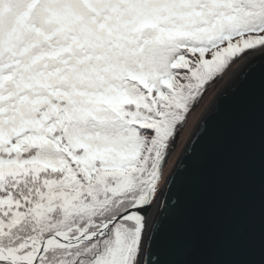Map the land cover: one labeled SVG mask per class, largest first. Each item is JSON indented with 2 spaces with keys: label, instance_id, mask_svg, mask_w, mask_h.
Listing matches in <instances>:
<instances>
[{
  "label": "snow or ice",
  "instance_id": "obj_1",
  "mask_svg": "<svg viewBox=\"0 0 264 264\" xmlns=\"http://www.w3.org/2000/svg\"><path fill=\"white\" fill-rule=\"evenodd\" d=\"M257 60L264 0H0V264H175L168 158Z\"/></svg>",
  "mask_w": 264,
  "mask_h": 264
},
{
  "label": "water",
  "instance_id": "obj_2",
  "mask_svg": "<svg viewBox=\"0 0 264 264\" xmlns=\"http://www.w3.org/2000/svg\"><path fill=\"white\" fill-rule=\"evenodd\" d=\"M264 60L238 65L199 118L151 224L175 264H261Z\"/></svg>",
  "mask_w": 264,
  "mask_h": 264
},
{
  "label": "rangeland",
  "instance_id": "obj_3",
  "mask_svg": "<svg viewBox=\"0 0 264 264\" xmlns=\"http://www.w3.org/2000/svg\"><path fill=\"white\" fill-rule=\"evenodd\" d=\"M244 62H240L231 68L228 69L227 72H225L222 79L218 80L206 93L203 100L201 101L199 107L195 108L189 115L186 125L184 126L183 130L180 132L179 137L176 141L175 150L171 152V155L168 158L167 164L164 168V176L165 178L168 177V175L173 170L175 163L183 150L188 138L190 137L196 123L198 122L199 118L204 114V112L207 110L209 105L212 103L216 95L219 93L221 88L224 86L228 78L231 76L233 71L236 69L238 65H242ZM153 212V211H152ZM153 214V213H152ZM151 223V221H150Z\"/></svg>",
  "mask_w": 264,
  "mask_h": 264
},
{
  "label": "bare ground",
  "instance_id": "obj_4",
  "mask_svg": "<svg viewBox=\"0 0 264 264\" xmlns=\"http://www.w3.org/2000/svg\"><path fill=\"white\" fill-rule=\"evenodd\" d=\"M152 211H154V209ZM152 211L149 213L150 221H152V217H153V214H152L153 212Z\"/></svg>",
  "mask_w": 264,
  "mask_h": 264
}]
</instances>
